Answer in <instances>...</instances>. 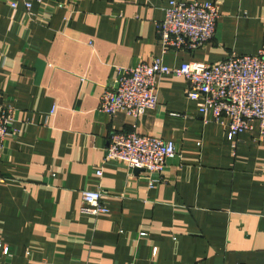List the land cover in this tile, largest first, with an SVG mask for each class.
<instances>
[{"label": "crops", "instance_id": "obj_1", "mask_svg": "<svg viewBox=\"0 0 264 264\" xmlns=\"http://www.w3.org/2000/svg\"><path fill=\"white\" fill-rule=\"evenodd\" d=\"M170 1L46 0L30 17L0 0V104L14 117L0 153V246L11 252L0 264H264L259 123L234 137L173 75L138 120L100 111L126 69L215 64L264 45V0H178L217 3L222 16L202 49L165 53L156 27ZM115 131L172 141L177 156L152 175L104 163ZM87 190L106 193L107 213L81 212Z\"/></svg>", "mask_w": 264, "mask_h": 264}, {"label": "built area", "instance_id": "obj_2", "mask_svg": "<svg viewBox=\"0 0 264 264\" xmlns=\"http://www.w3.org/2000/svg\"><path fill=\"white\" fill-rule=\"evenodd\" d=\"M1 1L13 10L23 6L30 17L34 16L36 5L44 11L48 7L46 0ZM221 16V6L214 2L171 0L165 8L164 19L156 27L163 51L202 49L215 39ZM165 75L185 79L188 84L186 95L198 103L204 118L211 113L215 121L227 124L234 137L254 130V122L259 123L260 134L264 135V45L256 55L232 54L215 64L191 62L170 67L156 58L151 65L141 63L126 69L105 87L100 111L111 117L124 113L138 120L146 112L157 110L160 108L159 79ZM13 125L12 111L0 104V153ZM176 156V145L172 141L115 131L110 136L104 163L115 161L130 170H142L152 175L162 173L166 162ZM97 175L102 176L103 171L99 170ZM105 196L106 193L100 190L83 191L81 212L107 213ZM10 255L8 247L0 246V256Z\"/></svg>", "mask_w": 264, "mask_h": 264}]
</instances>
